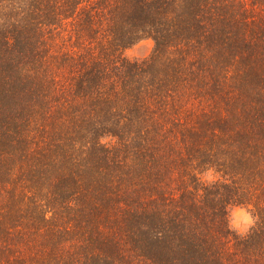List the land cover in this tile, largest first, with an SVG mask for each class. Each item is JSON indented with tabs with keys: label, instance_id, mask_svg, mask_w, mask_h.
<instances>
[{
	"label": "trees",
	"instance_id": "obj_1",
	"mask_svg": "<svg viewBox=\"0 0 264 264\" xmlns=\"http://www.w3.org/2000/svg\"><path fill=\"white\" fill-rule=\"evenodd\" d=\"M0 264H264V0H0Z\"/></svg>",
	"mask_w": 264,
	"mask_h": 264
},
{
	"label": "rangeland",
	"instance_id": "obj_2",
	"mask_svg": "<svg viewBox=\"0 0 264 264\" xmlns=\"http://www.w3.org/2000/svg\"><path fill=\"white\" fill-rule=\"evenodd\" d=\"M154 48V43L151 39L143 40L142 42L138 43L130 50L127 51L126 56L129 60L136 61V60H144L148 58ZM237 213H243V215H237ZM232 219V228L237 231H241L242 233L247 232V230L253 224L252 217L245 208H236L231 213ZM251 223H248V221Z\"/></svg>",
	"mask_w": 264,
	"mask_h": 264
},
{
	"label": "clouds",
	"instance_id": "obj_3",
	"mask_svg": "<svg viewBox=\"0 0 264 264\" xmlns=\"http://www.w3.org/2000/svg\"><path fill=\"white\" fill-rule=\"evenodd\" d=\"M237 215H243V213H237ZM248 223H251V221L249 220Z\"/></svg>",
	"mask_w": 264,
	"mask_h": 264
}]
</instances>
